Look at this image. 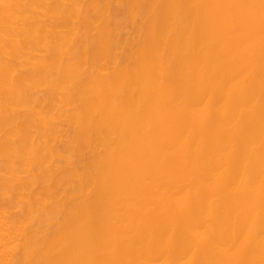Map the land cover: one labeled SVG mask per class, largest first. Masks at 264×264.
I'll return each instance as SVG.
<instances>
[{
    "label": "bare ground",
    "instance_id": "6f19581e",
    "mask_svg": "<svg viewBox=\"0 0 264 264\" xmlns=\"http://www.w3.org/2000/svg\"><path fill=\"white\" fill-rule=\"evenodd\" d=\"M0 264H264V0H0Z\"/></svg>",
    "mask_w": 264,
    "mask_h": 264
}]
</instances>
